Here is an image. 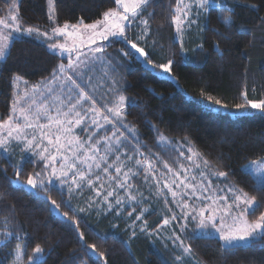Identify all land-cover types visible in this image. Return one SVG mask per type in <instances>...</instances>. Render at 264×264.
Returning <instances> with one entry per match:
<instances>
[{"label":"snow or ice","instance_id":"snow-or-ice-1","mask_svg":"<svg viewBox=\"0 0 264 264\" xmlns=\"http://www.w3.org/2000/svg\"><path fill=\"white\" fill-rule=\"evenodd\" d=\"M5 2L6 15L0 16V61L6 62L14 43L24 36L42 42L59 37L72 40L71 44L67 39L65 43H47L53 54L59 52L68 60L66 64L63 61L57 64L50 78H44L30 90L25 88L21 92L19 84L22 77L13 76L11 108L7 116H0V160L7 161L14 169V179H10V184L30 190L31 195L47 203L51 215L62 216L76 231L79 250L84 255L78 256L76 249L71 250L67 264H89L87 257H98L97 264H108L105 251H100L96 243H87L80 231L77 217L83 218L82 214L93 211L98 214L115 212L120 218H124L127 212L129 219L135 213V219L128 225L131 235L127 240H122L118 232L97 231L100 239L111 238L125 245L137 236V229L148 236H159L161 229L172 226V234L166 239L181 252L174 257L175 264H183L185 256L195 257L192 242L198 238L218 239L225 251L264 247V211L255 219H249L264 207V201L250 196L238 185L229 183L225 187H217L213 184V178L227 180L229 172L220 171L192 147L179 151L174 161L177 168L162 161L158 154H152L150 149L144 151L148 145L141 140L139 129L127 120V116L130 109H143L146 104L125 95L120 73L125 61L130 62L132 57L142 63L146 71L173 82L183 92L175 67L189 63L196 53L204 51L203 42L186 47L185 35L195 28L201 41L204 33L209 31L222 39H230L236 28L237 9L259 12V4L249 3V0H168L167 16L155 31L158 33L167 24L173 29V36L166 57L157 62L152 58L156 50L164 51L152 29L155 5L159 0H114L115 7L108 8L100 19L92 23H84L81 18L75 24L65 22L62 25L57 22V0H47L50 27L44 31L37 26H25L18 0ZM213 13L224 31L212 26ZM260 21L264 22V16ZM134 28L138 31L135 38H131L129 31ZM115 43L124 45L118 49L123 60L107 52ZM215 50L222 55L218 41ZM97 65L103 66L104 71L99 84L94 85L92 73ZM100 85L104 90L98 98L96 92ZM149 91L160 96L155 89L150 88ZM199 96L203 108L210 112L223 109L237 119L252 117L255 113L264 115V98H250L246 84L240 93L241 102L231 105L203 87ZM145 122L155 131L158 144L167 146L170 151L177 149V145L151 120ZM78 130L84 135H78ZM13 146L20 148L19 159L14 160L16 152ZM26 161L33 164L34 170L25 176ZM181 161H187V164ZM161 163L163 172L157 168ZM242 167L255 178L257 190L264 192V159L250 161ZM0 171L7 178V168H0ZM140 176L148 186V197L135 183ZM86 187L94 196L83 207L73 206V197L81 195ZM54 190L67 198L58 203L50 195ZM152 195L158 200L163 199L170 215H164L150 229L144 217L153 211ZM7 196V193L0 192V224L3 225L0 227V248H6L15 239L19 243L9 253L13 257L11 264H44L45 256L54 249L49 247L46 253L40 244H36L32 254H28L32 236L14 223L16 205L8 201ZM61 204L71 209L73 215L61 212ZM145 204L149 206L143 207ZM125 205L131 210H127ZM132 205L140 207L138 213ZM191 221L197 222L198 230L193 229L189 234Z\"/></svg>","mask_w":264,"mask_h":264},{"label":"trees","instance_id":"trees-1","mask_svg":"<svg viewBox=\"0 0 264 264\" xmlns=\"http://www.w3.org/2000/svg\"><path fill=\"white\" fill-rule=\"evenodd\" d=\"M249 3L259 4V12L238 8L236 28L230 39H222L211 31L204 33L203 41L198 35L196 42H203L204 51L196 53L189 63H180L174 69L183 92L173 82L146 71L145 66L132 57L130 70L122 75V85L125 95L146 104L143 109H130L127 116V120L139 129L141 140L148 145L144 151L150 149L152 154H161L165 160L173 162V155L184 149L180 147L170 151L167 146L158 144L155 131L145 122L151 120L177 148L181 144L194 147L220 171L229 172V180L250 196L264 201V192L255 187V178L242 167L248 161L264 158V115L255 113L252 117L237 119L223 109L210 112L203 108L199 96L203 87L231 105L241 102L240 93L245 90L246 84L250 98H264V22L260 21V17L264 16V0H249ZM167 5L168 0H159L155 5L156 16L152 20L155 38L164 46L163 52L156 50L152 57L157 62L166 57L173 36V29L167 24L158 33L155 31L167 16ZM113 7L114 0H57V22L61 25L65 22L75 24L83 18L84 23H92L100 19L104 11ZM6 9L7 3L0 0V16L6 15ZM19 12L25 26H40L46 30L50 27L47 0H19ZM211 24L224 31L217 23L215 13L212 14ZM137 31L131 29L130 37L135 38ZM217 41L222 55L215 50ZM114 45L124 47L119 43L112 47ZM176 58L179 59L178 56ZM62 59L60 54L52 53L47 42L28 36L18 39L11 48V56L6 62L0 61V116L9 114L14 75L31 84L38 83L44 78H50L52 69ZM150 88L155 89V93L160 96L154 95L149 91ZM0 168H7V178L0 171V192L7 193L8 201L16 205L14 223L32 236L28 254L31 255L36 244H40L46 253L49 247L54 249L45 256L44 264H67L73 249L77 250L78 256H83L71 224L62 216L51 215L47 203L31 195L30 190L10 184V179H14V169L7 161L0 160ZM33 170V164L26 161L24 175ZM50 195L58 203L67 198L55 190ZM75 201L72 200L74 206ZM83 205L81 202L80 207ZM64 211L73 215L71 209L61 204V212ZM262 211L264 207L249 217L255 219ZM82 216L77 217L80 231L84 233L87 243H96L100 251H105L108 264H174L153 246L145 234H138L127 245L111 238L102 240L97 235V231L108 234L118 232L122 240H127L131 235L128 219L116 218L114 213L99 215L95 211ZM148 219L151 229L163 217L154 211L148 215ZM113 225L116 227L113 228ZM16 243L19 241L12 239L6 248H0V264H11L13 257L9 253ZM192 243L196 257L204 264H264V247H241L225 251L218 239L198 238ZM87 258L89 264H97L98 257Z\"/></svg>","mask_w":264,"mask_h":264},{"label":"rangeland","instance_id":"rangeland-1","mask_svg":"<svg viewBox=\"0 0 264 264\" xmlns=\"http://www.w3.org/2000/svg\"><path fill=\"white\" fill-rule=\"evenodd\" d=\"M18 6H19V0H18ZM69 24H71V23H69ZM37 27H39L41 29V31L46 30V29H44V28H42L40 26H37ZM198 35H199V33L197 32V30L195 28H193L191 30V32L187 33L185 35V46L188 47V48H191V47L197 45V42H196L197 39L196 38L198 37ZM66 39L68 40V43L71 44V42H72L71 38H65V37H59L57 39H52L50 41H47V43H65V40ZM118 49H120V47H117L116 45H114L113 47L108 48L107 49V52L108 53H111L114 56H116L118 59L123 60L124 58L121 57V56H119ZM57 53L59 54V52H57ZM62 61L65 64L68 62L67 58H63ZM129 61L130 62L125 61V67H123V68L120 69L121 75H123L124 73H127V71L130 70V68H131V59L130 58H129ZM103 71H104V68L101 65H97L96 68L94 69V71L92 73V75L94 76V80H93V84L94 85L99 84V82H100V80L102 78ZM25 82H27V83H25ZM34 84H37V83L31 84L26 79L22 78V80L20 81V84H19V90L21 92H23V90L25 88H28L30 90L31 89V86L34 85ZM103 90H104V86L103 85H100L99 89L96 92V96L98 98L103 94ZM77 134L78 135H84V133L79 132V130L77 131ZM103 134L104 133H101V135H103ZM85 138H86V136H85ZM13 147H14V150L16 152V155H15L14 159H19L20 158V155H19L20 148H17L15 146H13ZM187 147H192V146H190V145H184L183 151ZM192 148L194 150H196L194 147H192ZM178 149H180V146H178L177 150ZM178 153H179V151L173 155L174 156L173 162H169L168 160H165L164 159V156L161 155V154H158V155H159V157H160V159L162 161H167L173 168H177V164L174 161H175V158L178 156ZM185 155H188V153L186 151H185ZM152 158H153V160L156 159L155 156H153ZM262 159H264V158H262ZM257 160H261V159H257ZM251 161H254V160H251ZM181 162L187 164V161H181ZM249 162L250 161H248L245 164H248ZM157 168L159 169L160 172H163L164 171V168H163V164L162 163L161 164H158L157 165ZM135 183L137 184V186L139 187V189L144 193V196L145 197H148L150 195L148 186L143 182V176L137 177L135 179ZM229 183L235 184L234 182H232L228 178H227V180H225L223 177H221L219 179L213 178V184L215 186H217V187H225ZM121 195H123V192H121ZM93 196H94V193L86 187L81 195L74 196L73 199L76 200L75 201L76 206H80L81 202H83V204H86V202L89 200V198L90 197H93ZM169 200H171L170 197H169ZM150 203H151V207L153 209L152 212L157 211L158 214H160V216H162V217H164V215H166V214L170 215V213H167V210L165 208L163 199H159L158 200L155 195H152L151 196ZM83 206H85V205H83ZM142 206L143 207H146V206H149V205L148 204H145V205H142ZM132 207H136V212L137 213L139 212L140 207H138L136 205H132ZM125 208L127 210H129V211L131 210L130 208H128L127 205H125ZM106 213L107 212H105V214ZM112 213H114V216L116 218H120V217L117 216V214L115 212H112ZM101 214H104V213H101ZM101 214H99V215H101ZM148 215L149 214H146L145 217H144V219L147 220L148 225H149L150 219H148ZM123 219H128L129 222H130V224H131V220L135 219V213L133 214V216L131 217V219H129V218H127V212H125ZM249 219L251 220L250 217H249ZM171 227L172 226H169L167 228L161 229L159 236H157V235L148 236L147 234H145V235L148 236L149 240L151 241V243L153 244V246L156 249H158L160 252H162L163 254H165L166 256H168L170 258V260L175 264L174 257L177 256V255H181V252H180L179 248L173 246L171 244V242L166 239L168 236H170L172 234ZM175 227L178 228V225H175ZM193 229H197L198 230V228H197V222L196 221H191L188 224V232L189 231H192ZM138 234H140V232L137 229V236H138ZM183 264H204V262L201 261L200 259H198L196 257V255H195L194 258H190V257L185 256L184 259H183Z\"/></svg>","mask_w":264,"mask_h":264}]
</instances>
